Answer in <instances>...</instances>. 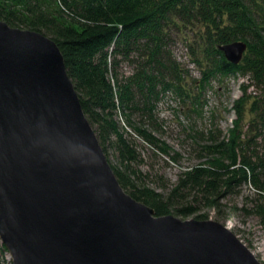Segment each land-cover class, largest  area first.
Returning a JSON list of instances; mask_svg holds the SVG:
<instances>
[{"label":"trees","instance_id":"trees-1","mask_svg":"<svg viewBox=\"0 0 264 264\" xmlns=\"http://www.w3.org/2000/svg\"><path fill=\"white\" fill-rule=\"evenodd\" d=\"M0 19L56 41L82 109L127 193L151 206L156 215L167 214L176 203L180 205L175 211L186 215L195 208L188 197L195 204L212 206L220 194L248 184L254 191L249 210L264 227V0H0ZM175 30L191 33V40L185 35L184 41L199 68L198 78L191 79L197 83L196 92L186 82L188 68L173 55ZM239 39L247 47L234 64L219 46ZM125 63L131 67L127 73L122 70ZM230 74L245 75L249 82L244 91L254 86L260 93L251 101L245 94L236 101L237 117L228 135L216 126L205 135L198 131L192 142L210 159L180 173L166 199L144 185L136 186L128 169L139 153L119 130L116 112L138 136L166 153L168 145L132 119L146 116L157 129V101L166 92L199 112L211 81ZM247 110L254 114L245 119ZM107 144L123 169L111 163ZM6 252L0 241V264H6Z\"/></svg>","mask_w":264,"mask_h":264},{"label":"water","instance_id":"water-1","mask_svg":"<svg viewBox=\"0 0 264 264\" xmlns=\"http://www.w3.org/2000/svg\"><path fill=\"white\" fill-rule=\"evenodd\" d=\"M219 47L237 64L247 43ZM0 241L12 264H262L222 223L127 193L56 41L2 19Z\"/></svg>","mask_w":264,"mask_h":264},{"label":"rangeland","instance_id":"rangeland-1","mask_svg":"<svg viewBox=\"0 0 264 264\" xmlns=\"http://www.w3.org/2000/svg\"><path fill=\"white\" fill-rule=\"evenodd\" d=\"M185 35L191 40L190 32L184 33L175 30L173 36L176 40L172 43L171 48L176 60L183 67L188 68L190 79L186 82L196 92L197 83H193L191 79L198 78L200 73L198 66L191 61L188 55L184 41ZM122 70L127 73L131 71V67L125 63L122 65ZM248 82L249 79L242 74H230L224 78H214L209 88H206L203 93L202 108L199 109V112L193 111L192 106L187 101H183L172 92L162 94L157 101L155 110V118L159 123L157 129L151 127L146 116L141 118L140 115H136L132 119L135 120V123L144 124L143 126L157 139L168 145L166 153L138 136L132 126L127 123L125 117L116 112L114 119L119 130L133 140L139 153L138 159L129 163L130 170L128 169L136 186L144 185L150 190L162 193L163 199H166L169 188L176 182L180 173L210 159L204 151L201 152L199 145L193 144L192 139L198 137V131L205 135L209 130L214 131L215 126L222 131L223 135L229 134V129L237 117L234 106L236 101L243 94L250 97L251 101L260 93V90L254 86H249L244 91L243 85L248 84ZM249 111H245V119L254 114V112ZM203 142L201 140L200 143ZM106 147L111 163L123 169V164L117 159L114 149L108 144ZM173 155L176 156L177 160H173ZM164 185L165 187H163ZM253 196V188L245 184L231 193L220 194L216 198L217 202L212 206H204L201 203L195 204L193 198L188 197V203L191 206L195 205L192 212L186 215L178 213L174 207L180 203H176L167 214H172L183 220L212 219L222 223L264 264V227L259 218L249 210ZM4 258H6V264H12L9 252H6Z\"/></svg>","mask_w":264,"mask_h":264}]
</instances>
